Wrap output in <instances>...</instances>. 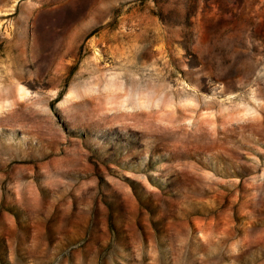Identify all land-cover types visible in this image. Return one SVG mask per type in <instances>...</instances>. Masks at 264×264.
<instances>
[{
    "label": "rangeland",
    "instance_id": "374dc122",
    "mask_svg": "<svg viewBox=\"0 0 264 264\" xmlns=\"http://www.w3.org/2000/svg\"><path fill=\"white\" fill-rule=\"evenodd\" d=\"M0 264H264V0H0Z\"/></svg>",
    "mask_w": 264,
    "mask_h": 264
},
{
    "label": "trees",
    "instance_id": "16d2710c",
    "mask_svg": "<svg viewBox=\"0 0 264 264\" xmlns=\"http://www.w3.org/2000/svg\"><path fill=\"white\" fill-rule=\"evenodd\" d=\"M136 196H137L138 200H140V197L138 196V194Z\"/></svg>",
    "mask_w": 264,
    "mask_h": 264
}]
</instances>
